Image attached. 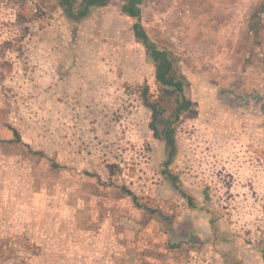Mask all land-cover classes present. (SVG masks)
I'll return each mask as SVG.
<instances>
[{"label":"rangeland","instance_id":"obj_1","mask_svg":"<svg viewBox=\"0 0 264 264\" xmlns=\"http://www.w3.org/2000/svg\"><path fill=\"white\" fill-rule=\"evenodd\" d=\"M262 3L141 5L191 101L170 169L194 210L160 173L174 97L121 1L74 23L56 0H0V264H264Z\"/></svg>","mask_w":264,"mask_h":264},{"label":"trees","instance_id":"obj_2","mask_svg":"<svg viewBox=\"0 0 264 264\" xmlns=\"http://www.w3.org/2000/svg\"><path fill=\"white\" fill-rule=\"evenodd\" d=\"M64 17L74 23H79L90 15L93 9L106 7L111 0H56ZM121 12L134 21L132 25V32L134 37L141 43L145 50L146 56L151 61L154 67L155 82L161 87L162 94L165 97L173 98L172 108L170 109L169 116L161 130L152 127L153 136L162 142L164 150V160L162 162L161 175L171 189L174 190L181 198L185 200L187 206L191 209H198L199 206L195 203V199L181 186L179 177L172 173L170 166L172 165L176 154L177 147L175 141V128L174 125L180 120L183 113L187 112L191 107V101L183 95L184 84L177 78L176 72L173 67V61L166 51L158 49L148 38L145 30L143 29L141 20V5L144 0H120ZM264 13V3L257 7L252 14V18L257 19L254 26L258 25L259 15ZM152 115L154 117L161 115L163 108L151 107ZM18 139V134L14 132ZM125 194L131 198L132 202L136 204V196L129 190ZM207 212L212 215V233L213 240H219L226 243L225 238L218 237L216 220L214 219V212L207 209ZM261 255L264 256V245L261 250Z\"/></svg>","mask_w":264,"mask_h":264},{"label":"crops","instance_id":"obj_3","mask_svg":"<svg viewBox=\"0 0 264 264\" xmlns=\"http://www.w3.org/2000/svg\"><path fill=\"white\" fill-rule=\"evenodd\" d=\"M253 161L254 162H251L249 164V166L247 168V173H250L249 176H251L253 178V180H255L256 177H258L259 174L261 173V172L258 171L259 168L261 167V165H260V161L258 159H256V160L254 159ZM253 180L250 181V185L252 186V188H253L252 191L254 192V190L256 189V185L257 184ZM263 244H264V242H263Z\"/></svg>","mask_w":264,"mask_h":264}]
</instances>
